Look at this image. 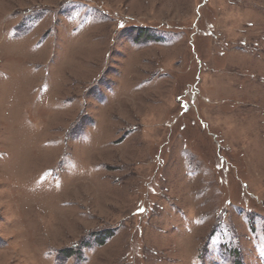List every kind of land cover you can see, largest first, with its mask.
Listing matches in <instances>:
<instances>
[{
  "label": "rangeland",
  "instance_id": "374dc122",
  "mask_svg": "<svg viewBox=\"0 0 264 264\" xmlns=\"http://www.w3.org/2000/svg\"><path fill=\"white\" fill-rule=\"evenodd\" d=\"M0 264H264V0H0Z\"/></svg>",
  "mask_w": 264,
  "mask_h": 264
}]
</instances>
